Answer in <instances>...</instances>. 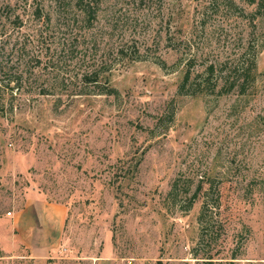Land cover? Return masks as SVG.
<instances>
[{
  "label": "rangeland",
  "instance_id": "obj_1",
  "mask_svg": "<svg viewBox=\"0 0 264 264\" xmlns=\"http://www.w3.org/2000/svg\"><path fill=\"white\" fill-rule=\"evenodd\" d=\"M83 2L0 0V264H264V0Z\"/></svg>",
  "mask_w": 264,
  "mask_h": 264
},
{
  "label": "crops",
  "instance_id": "obj_2",
  "mask_svg": "<svg viewBox=\"0 0 264 264\" xmlns=\"http://www.w3.org/2000/svg\"><path fill=\"white\" fill-rule=\"evenodd\" d=\"M65 214V209L54 203L34 206L33 202H28L14 214L13 223L30 252L43 256L57 247Z\"/></svg>",
  "mask_w": 264,
  "mask_h": 264
},
{
  "label": "trees",
  "instance_id": "obj_3",
  "mask_svg": "<svg viewBox=\"0 0 264 264\" xmlns=\"http://www.w3.org/2000/svg\"><path fill=\"white\" fill-rule=\"evenodd\" d=\"M248 1L249 2H254V0H248ZM79 2L80 3L82 2V4H81L82 8L86 12L90 13L91 10L88 9L89 8L88 7L89 6L88 3L87 2H83V0H79ZM88 10H90V11H88ZM207 69L209 70L208 76L212 75V73H213V65H209ZM189 77H190V71L187 70L186 73L184 74V77H183L182 81L180 82V84L178 86V92H181L182 89L185 87V82H187ZM252 78H253V75H252ZM193 94H195V93H193ZM205 184H208L209 187H211V182L210 181H208V182L200 181L199 185L196 187V190H195L193 196H197V195H199L202 192L204 193L205 192V187H204Z\"/></svg>",
  "mask_w": 264,
  "mask_h": 264
},
{
  "label": "built area",
  "instance_id": "obj_4",
  "mask_svg": "<svg viewBox=\"0 0 264 264\" xmlns=\"http://www.w3.org/2000/svg\"><path fill=\"white\" fill-rule=\"evenodd\" d=\"M123 264H131L130 260L129 259H126V261H124Z\"/></svg>",
  "mask_w": 264,
  "mask_h": 264
}]
</instances>
